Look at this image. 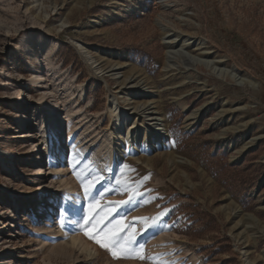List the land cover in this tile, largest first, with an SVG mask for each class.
<instances>
[{"label":"rangeland","instance_id":"obj_1","mask_svg":"<svg viewBox=\"0 0 264 264\" xmlns=\"http://www.w3.org/2000/svg\"><path fill=\"white\" fill-rule=\"evenodd\" d=\"M204 52L226 75L190 65ZM112 99L140 106L116 169ZM114 226L124 252L97 243ZM0 264H264V0H0Z\"/></svg>","mask_w":264,"mask_h":264},{"label":"bare ground","instance_id":"obj_2","mask_svg":"<svg viewBox=\"0 0 264 264\" xmlns=\"http://www.w3.org/2000/svg\"><path fill=\"white\" fill-rule=\"evenodd\" d=\"M148 1V0H147ZM168 36V35H167ZM164 39L168 40L167 41V45L169 47V51L167 53V58H166V65H165V69L170 70L171 68H173V59L175 58V55L177 54L178 51L173 50V46L175 44V40L172 37H165ZM195 45L198 48H205L206 43L205 42H191L190 40H185L184 42V46H189V45ZM203 56H199V57H191L189 59V63L191 66H195L198 64H202L207 66L208 68H211V70L214 71H218V73H224L226 75V71H224L223 69H221V67L218 65L217 62L209 60L208 57H205L208 54V52H204ZM45 70V69H44ZM239 69L237 67L234 68V70L229 73V76H236L237 77V73H238ZM44 81H45V71H43L42 73H37L34 76V85L35 86H39L43 89V85H44ZM137 93V92H136ZM137 98L136 94L133 93V97H130L131 99ZM112 109H111V114L113 115V128H112V153L110 154V156H108L107 158L110 159V167L111 169H116L122 162H124L128 157L134 156L135 153L138 151V143L135 141V139H133V134H132V130L129 129L130 125H131V114L129 113V111H131L132 109H137L140 108V106L137 107H133L132 109H130L128 112H124L123 110L126 111L127 108H122L118 106V102L115 99H112ZM139 101L134 100L131 104L135 105L138 104ZM145 111V110H144ZM137 113V112H136ZM49 121L53 124L50 128H56L55 133H54V137H58L59 136V131L62 130L61 128V122H63V119L61 120V115L59 116V114H57V110H56V106H54L52 109L49 110ZM154 115V114H153ZM35 119H33L31 117V115L26 116V120L22 122V124L24 123H28L29 126H32V123ZM150 120V119H149ZM160 121H161V126H164L165 124V119L163 118V116H160ZM133 123V121H132ZM152 133L154 137H158L161 138L162 144H164L165 141V135L162 133V129H159V125H153L152 126ZM48 128V129H50ZM26 130V129H24ZM44 137H46L47 132L44 133ZM67 136V135H66ZM152 136V135H151ZM61 137V135H60ZM68 138V142L71 139V134H68L67 136ZM60 140H54V142L52 143V145L48 144L45 147V152L48 153V158L49 160H52L54 162H58L61 158V156H63L64 151L66 150L67 147V140L63 146L62 144V138H60ZM165 145V144H164ZM163 145V146H164ZM15 164H11V166H14ZM56 170H59V167H55ZM39 170V175L43 176L46 174V172L44 171L43 168H38ZM60 172H62V170H59ZM44 179V178H43ZM68 191H70L71 194V199L68 202V206H67V213L69 214V216L71 217L72 215H74V213L76 211H78L80 209V205H81V200H78L77 198V191L73 188V187H68ZM71 222L73 223V221L71 220ZM60 229V227H59ZM71 246L73 247H77V248H81L83 251L87 252L90 256L92 255V249L89 247V244L82 238L79 237H75L72 236L71 237ZM45 249H48L47 246H45ZM21 259L24 261V257L22 256Z\"/></svg>","mask_w":264,"mask_h":264},{"label":"snow or ice","instance_id":"obj_3","mask_svg":"<svg viewBox=\"0 0 264 264\" xmlns=\"http://www.w3.org/2000/svg\"><path fill=\"white\" fill-rule=\"evenodd\" d=\"M87 183V182H85ZM89 189L88 187L85 188V191L87 192ZM145 222H147L148 218H141ZM103 223V221L97 222L95 225L96 227H99V224ZM155 222L150 225V227H155ZM121 226H114L113 228L109 229L108 231H104L103 229H100V231L97 233V235H101L102 233V239H98L97 243H100L102 247H109L116 248L121 252H124L129 246L134 245L136 243V236L135 235H129L128 233H124L123 235H120L122 232ZM143 250V245H140L139 251ZM117 253L114 251L113 255L115 256ZM125 258H135L132 256H126ZM139 258H144L143 256H140Z\"/></svg>","mask_w":264,"mask_h":264},{"label":"built area","instance_id":"obj_4","mask_svg":"<svg viewBox=\"0 0 264 264\" xmlns=\"http://www.w3.org/2000/svg\"><path fill=\"white\" fill-rule=\"evenodd\" d=\"M62 138V142H63V137H61Z\"/></svg>","mask_w":264,"mask_h":264}]
</instances>
